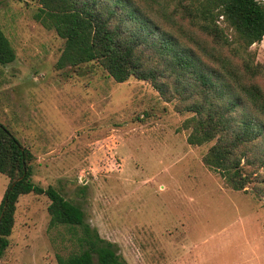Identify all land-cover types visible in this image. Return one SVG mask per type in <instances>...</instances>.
I'll return each instance as SVG.
<instances>
[{"label": "rangeland", "instance_id": "rangeland-1", "mask_svg": "<svg viewBox=\"0 0 264 264\" xmlns=\"http://www.w3.org/2000/svg\"><path fill=\"white\" fill-rule=\"evenodd\" d=\"M39 6L0 0L17 54L0 64V122L34 154L33 181L81 206L127 264H264V167L244 164L251 182L234 190L204 163L215 140L188 142L194 113L178 98L97 62L58 69L64 39L35 18ZM251 49L264 63V38ZM9 182L0 173V204ZM49 204L19 197L0 264H58L76 248L71 230L50 226Z\"/></svg>", "mask_w": 264, "mask_h": 264}, {"label": "trees", "instance_id": "trees-1", "mask_svg": "<svg viewBox=\"0 0 264 264\" xmlns=\"http://www.w3.org/2000/svg\"><path fill=\"white\" fill-rule=\"evenodd\" d=\"M35 18L64 39L58 69L97 62L117 82L151 83L178 110L192 112L188 142L215 140L204 163L234 190L251 182L244 164L264 167V63L251 47L264 38V0H38ZM17 57L0 26V64ZM35 157L0 122V173L10 182L0 204V259L10 245L17 202L50 199V226L77 246L58 264H127L116 245L55 186L33 181ZM244 161V163H243ZM77 228H82L80 235Z\"/></svg>", "mask_w": 264, "mask_h": 264}]
</instances>
